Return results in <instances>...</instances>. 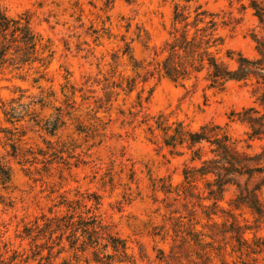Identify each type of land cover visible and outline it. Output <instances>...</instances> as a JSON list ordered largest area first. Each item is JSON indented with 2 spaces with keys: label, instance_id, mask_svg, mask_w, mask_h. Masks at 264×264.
Segmentation results:
<instances>
[{
  "label": "rangeland",
  "instance_id": "1",
  "mask_svg": "<svg viewBox=\"0 0 264 264\" xmlns=\"http://www.w3.org/2000/svg\"><path fill=\"white\" fill-rule=\"evenodd\" d=\"M250 3L0 0L11 17L30 13L35 32L54 51L47 68L37 62L24 69L6 65L0 70V160L13 171L11 184L0 183L1 260L16 255L15 263L37 264L51 253L56 264H97L91 255L70 248L67 232L62 236L57 231L52 239L48 230L35 240L24 236L25 227L42 229L47 220L68 213L85 217L94 204L88 196L95 194L101 197L96 213L127 241L131 264H264V253L247 257L233 252L235 243L222 225L232 221L227 213L220 211L209 220L197 198L184 199L181 185L189 153L171 154L156 129L160 118L193 129L214 123L224 127L241 150L260 152L264 140H249L248 127L231 117L254 105L250 88L230 82L218 90L203 77L185 86L158 77L143 82L130 59L147 65L155 57L153 48L160 49L173 31L176 4L186 7L190 20L202 4L218 13L220 21L232 22L220 23V57L231 49L254 58L251 34L258 21ZM126 43L131 49L123 55ZM129 78H136L132 92L126 89ZM120 83L123 88H112ZM12 108L19 119L14 124L7 123L3 113ZM11 145L17 147L15 157ZM168 186L170 194L164 192ZM198 187L203 189V183ZM233 196L231 188L220 204L226 212ZM261 200L264 204V189ZM192 210H197L196 216ZM235 215L241 225L251 226L248 239L264 237V223L256 222L249 210ZM192 232L204 234L203 242L212 246L195 243ZM34 253L41 256L34 258Z\"/></svg>",
  "mask_w": 264,
  "mask_h": 264
},
{
  "label": "trees",
  "instance_id": "2",
  "mask_svg": "<svg viewBox=\"0 0 264 264\" xmlns=\"http://www.w3.org/2000/svg\"><path fill=\"white\" fill-rule=\"evenodd\" d=\"M190 1L192 0H186ZM242 8L246 9V6L242 4ZM249 8L258 21L251 34L256 51L254 58L231 49L226 51L224 58L220 57L217 52L218 47L223 44L219 35L220 23L227 26L232 22L220 21L218 13L209 11L202 4L195 7L194 19L190 20L191 15L186 12V7L176 4L173 31L160 49L153 48L155 57L147 65L139 63L132 56L130 59L134 61L133 71L143 82L158 77L185 86L191 81L197 84L203 77L209 82L210 88L218 90H224L230 82L249 87L254 105L233 112L231 117L248 127V139L252 141L264 140V0H251ZM43 40L32 26L30 13L11 17L0 4V70L6 65L17 70L24 69L37 62L47 68L53 59L54 51L49 41L43 44ZM130 49V45L126 43L123 55L129 54ZM41 78L42 75L36 82ZM135 85L136 78L127 79L128 92H132ZM112 88H123L122 83ZM3 113L7 123L14 124L19 121L15 119L16 112L13 108L3 109ZM156 129L162 132L163 147L168 148L171 154L184 156L189 153V160L183 170L184 182L181 185L184 199L197 198L198 207L209 220L220 211L232 218L231 222L227 221L222 225L225 233L229 234L231 241L235 243L233 252L247 257L264 253V237L255 235L252 240L248 239L246 232L252 230L251 226L241 225L235 215L236 211L247 209L256 222L264 223V204L261 200V192L264 189V147L256 153L241 150L228 131L214 123L193 129L184 122L168 124L167 120L160 118L156 121ZM150 130L153 132L152 128ZM11 146V156L15 157L17 147ZM12 181L11 166L0 160V183L7 186ZM199 183H203V189L198 187ZM163 188L166 194L172 192L171 186ZM231 188L234 189V196L228 203L231 209L226 212L220 204ZM179 191L177 190V193ZM88 198L93 200L94 204L83 213L86 214L85 217L79 215L76 219L75 213H68L64 217L47 220L42 229L39 225L25 227L24 236L35 240L48 230L49 239H52L57 231L62 232V236L67 232L70 248L91 255L97 264L133 263L134 258L129 254L127 241L114 233L109 225L104 224L96 213L101 206V197L92 194ZM187 205L188 202L184 204L186 207ZM69 207L74 208L71 205ZM190 212L196 216L197 210ZM191 236L200 246H212L203 242L202 233L192 232ZM210 238L214 239L211 236ZM33 256L35 258L41 255L34 253ZM16 259V255L7 262L0 259V264H18L15 263ZM30 259L28 257L25 262L28 263ZM206 260L211 262L212 259L207 256ZM37 264L56 263L51 261L49 253L47 257L41 256ZM60 264L71 263L64 260Z\"/></svg>",
  "mask_w": 264,
  "mask_h": 264
}]
</instances>
